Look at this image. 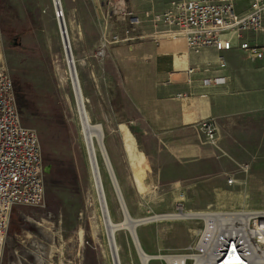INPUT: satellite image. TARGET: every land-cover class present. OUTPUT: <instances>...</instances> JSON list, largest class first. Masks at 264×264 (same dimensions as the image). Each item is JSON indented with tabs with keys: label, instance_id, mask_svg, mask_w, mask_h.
Segmentation results:
<instances>
[{
	"label": "rangeland",
	"instance_id": "374dc122",
	"mask_svg": "<svg viewBox=\"0 0 264 264\" xmlns=\"http://www.w3.org/2000/svg\"><path fill=\"white\" fill-rule=\"evenodd\" d=\"M61 1L63 9L57 11L53 0H0V30L5 27L11 33L10 39L2 34L3 58L11 77L29 91V108L21 121L37 132L43 164L49 167L43 206L12 210L7 232L0 237V264H113L75 96L71 82L63 79L66 62L57 14L67 21L85 106L91 121L102 127L106 152L133 219L179 214L178 208L199 214L264 211V109L217 131L218 141L209 144L218 152L209 161L206 185L194 189L192 181L178 182L177 161L155 150L154 136L133 113V123L124 127L122 104L115 110L103 86L108 79L116 83L117 96L128 105L108 56L113 45L107 46L106 57L95 55L103 38L123 37L127 25L109 15L110 0H99L96 6L92 0ZM173 1L124 3L142 18L152 6L163 10ZM150 30L144 22L135 34L145 36ZM122 44L130 43L117 45ZM259 80L264 93V75ZM98 162L112 221L120 223L122 207L100 153ZM200 229V219L158 220L138 226L136 236L146 254L164 256L195 243ZM132 240L129 231H116L120 264H141Z\"/></svg>",
	"mask_w": 264,
	"mask_h": 264
},
{
	"label": "built area",
	"instance_id": "2783aa9c",
	"mask_svg": "<svg viewBox=\"0 0 264 264\" xmlns=\"http://www.w3.org/2000/svg\"><path fill=\"white\" fill-rule=\"evenodd\" d=\"M238 0H175L165 10L147 12L142 19L125 7L124 0H110L109 15L117 16L127 25L124 36L103 38L96 57L107 56V46L132 43L152 38L175 41L180 39L194 53L214 49L219 53L218 65L225 68L222 55L233 45L250 62L264 59V0H245L246 8H238ZM59 18V14L56 15ZM147 22L151 34L135 33ZM252 35V38H246ZM195 68L186 71L185 83L191 87ZM223 77L206 78L202 86L224 84ZM184 95H177L180 98ZM205 143L217 141V129L211 119L198 124ZM45 166L37 132L23 126L18 111L14 85L2 53L0 30V237H4L9 217L15 207H41L45 200ZM232 180L228 181L231 184ZM182 212V208H178ZM233 213V212H231ZM236 217L224 221L215 216L195 234L196 242L181 253L168 254L181 258L165 264H264V211H237ZM245 215L240 217L237 215ZM217 215V213H216ZM163 257V256H162Z\"/></svg>",
	"mask_w": 264,
	"mask_h": 264
},
{
	"label": "crops",
	"instance_id": "0c3cea01",
	"mask_svg": "<svg viewBox=\"0 0 264 264\" xmlns=\"http://www.w3.org/2000/svg\"><path fill=\"white\" fill-rule=\"evenodd\" d=\"M92 2L96 6L99 0ZM237 5L240 11L246 8L245 0H238ZM151 10L163 11L154 6ZM258 39L264 43L263 35ZM112 47L108 56L118 72L128 105L119 95L117 99L116 83L108 79L103 86L108 98L113 97L115 110L122 104L124 127L133 123V113L141 127L154 136L155 150L167 153L173 163L177 161L174 174L178 182L192 181L194 189L206 185L205 179L211 175L209 161L218 151L203 141L198 124L211 119L219 131L224 126L233 127L244 114L264 109V93L259 91L264 59L250 62L234 44L230 51L222 53L226 62L222 69L214 49L194 53L180 39L156 42L146 38ZM192 68L196 72L189 87L185 83L186 71ZM217 76L223 77L225 83L202 86L203 79ZM179 94L184 96L176 97Z\"/></svg>",
	"mask_w": 264,
	"mask_h": 264
},
{
	"label": "bare ground",
	"instance_id": "6f19581e",
	"mask_svg": "<svg viewBox=\"0 0 264 264\" xmlns=\"http://www.w3.org/2000/svg\"><path fill=\"white\" fill-rule=\"evenodd\" d=\"M53 4H54V7L56 8L57 11L63 9L61 0H53ZM58 24L61 27V32H62L63 26H64V30H65L66 38H67L68 45H69V48L71 51L73 66H74V70H75V74H74V71L72 69V64L69 62L68 51L65 47L66 43L64 41L66 70L64 71L63 79H65V76H66L67 80H69L71 82L72 90H73V93L75 96L78 122H79L82 137L84 139V142H85V145L87 148L90 172H91L92 180L94 183L98 203L100 206V211L102 214L103 224H104V228H105V233H106V238H107V242H108V248H109V253H110V256L112 259V263L117 264V261H118V264H120L119 256H118V250H117V247L115 244V233L118 230H122V229L127 230L130 232L135 244H137V241H136L134 233H133V227L132 226L138 221H137V219H133L130 216L134 220L132 222L127 217V214H126L127 209L125 210L126 205H125L124 200L122 198L121 191H120V188L118 186V182L115 178L113 168L111 166L108 154H107L105 146H104V142H103L104 137L102 136V133H101L100 124H95L91 121L87 107L85 106V103H86L85 97H84V94L82 91V87H81L80 80H79L80 77L78 76L76 63H75V60L73 57V53H72V49H71V43H70L71 39L69 37V28H68L67 21H66L65 17L62 16V18H61L59 16ZM64 39H65V36H63V40ZM99 153L101 154V156L103 158V161H104L106 170L108 172V175L110 177V180L114 184V186H115L114 188H116L118 201L122 207L124 218L120 223H116V222L112 221V218L110 215V211H109L110 207H108L109 203L107 202V198H106V194H105V190H104V185H103V181H102V177H101V172H100V166H99V162H98ZM231 183H233V181ZM123 203H124L125 207H124ZM235 214H239V213H236V212H233V213H231V212L230 213H217V215H216V213H214V212L203 213V214L179 212V214L157 215L154 217L141 219L139 221L150 220V219H155V221H158V220L174 221V220H179V219H181V220L182 219H192V220L200 219V220H203L207 226L208 223H210L215 216L220 215L224 221H227V220H231V219L235 218L236 217ZM237 216L244 217L245 215L241 214V215H237ZM147 223H150V222H147ZM147 223H144V224H147ZM195 234H197V232H195ZM112 238L114 240V245H115L114 247H115L116 255L114 254V250H113ZM138 243H139V241H138ZM140 248H141V246H140ZM143 253L145 255H140L143 264H145L148 259H149V261L164 259L168 263H172L171 261H174V260L178 261L181 259V258H170L168 256L162 257L160 255L152 256V255L146 254L144 251H143ZM149 261H148V263H149Z\"/></svg>",
	"mask_w": 264,
	"mask_h": 264
},
{
	"label": "trees",
	"instance_id": "16d2710c",
	"mask_svg": "<svg viewBox=\"0 0 264 264\" xmlns=\"http://www.w3.org/2000/svg\"><path fill=\"white\" fill-rule=\"evenodd\" d=\"M2 34L6 35L8 39L11 38V33L5 27L1 29ZM13 85H14V92L16 97V103L18 107V111L20 114V117H22L24 114H26L29 106V91L27 90L26 86L23 85L22 82H19L16 78H12Z\"/></svg>",
	"mask_w": 264,
	"mask_h": 264
},
{
	"label": "water",
	"instance_id": "95a60500",
	"mask_svg": "<svg viewBox=\"0 0 264 264\" xmlns=\"http://www.w3.org/2000/svg\"><path fill=\"white\" fill-rule=\"evenodd\" d=\"M60 27V26H59ZM60 32H61V27H60ZM63 36H65V39L63 40ZM61 37H62V41H63V45H64V41H65V43H66V49H67V51H68V57H69V62L72 64V69H73V71H74V74H75V70H74V66H73V61H72V56H71V51H70V48H69V45H68V41H67V38H66V33H65V30H64V26H63V30H62V32H61ZM100 127H101V125H100ZM101 133H102V136L104 137V135H103V131H102V127H101ZM45 173L46 174H48V172H49V167H47V166H45ZM123 205H124V203H123ZM124 207H125V205H124ZM125 210H126V207H125ZM126 214H127V217H128V219L130 220V221H134L131 217H130V215H129V213H128V211L126 210ZM141 220V219H140ZM138 222H136L132 227H133V233H134V236H135V239H136V241H137V244H135V242L133 241V243H134V246H135V249H136V252H137V255H138V257H139V259H140V262H141V264H143V262H142V259H141V256L140 255H145L144 253H143V251H142V249L140 248V244L138 243V239H137V236H136V228L138 227V226H140V225H142V224H144V223H147V222H153V221H155V219H150V220H144V221H139V220H137ZM112 243H113V250H114V254L116 255V252H115V245H114V240H113V238H112ZM117 257V256H116ZM117 259V258H116ZM148 261H149V259L146 261V263L145 264H147L148 263ZM117 264H118V261H117Z\"/></svg>",
	"mask_w": 264,
	"mask_h": 264
}]
</instances>
